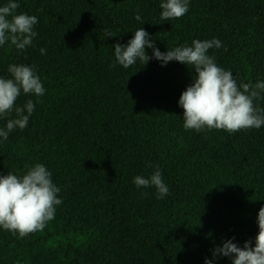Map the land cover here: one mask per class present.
I'll return each mask as SVG.
<instances>
[{"label":"trees","instance_id":"16d2710c","mask_svg":"<svg viewBox=\"0 0 264 264\" xmlns=\"http://www.w3.org/2000/svg\"><path fill=\"white\" fill-rule=\"evenodd\" d=\"M16 2L17 13L38 18V35L24 50L0 47V78H11L10 64L27 65L45 93L18 97L15 106L32 99L35 108L26 128L0 137V174L42 163L62 204L43 231L23 239L0 228V264H205L233 237L255 246L264 125L231 134L185 130L178 102L194 70L155 59L125 69L113 45L142 27L162 53L215 38L222 46L208 55L238 84L264 82V0H190L188 13L170 21L160 19L162 0ZM255 103L264 108V99ZM15 118H0V128ZM157 165L169 189L163 199L133 183Z\"/></svg>","mask_w":264,"mask_h":264},{"label":"clouds","instance_id":"9594fccd","mask_svg":"<svg viewBox=\"0 0 264 264\" xmlns=\"http://www.w3.org/2000/svg\"><path fill=\"white\" fill-rule=\"evenodd\" d=\"M190 0H162L160 19L170 21L182 18L189 11ZM19 4L16 0H8L0 6V47L10 42L17 50L31 46L38 35L34 26L38 18L26 13H17ZM135 19L141 21L139 9ZM105 31L107 37L112 34ZM222 46L218 39L192 42V46L176 47L162 53L155 44L153 37L144 27L134 31V36L127 44L113 45L115 62L127 69L139 60L146 66L155 59L166 66L176 61L194 70V82L182 92L179 107L183 111V127L196 132L223 130L235 133L241 130L259 129L264 125V108L255 102L264 99V82L255 84L240 83L231 71L217 65L215 58L208 55L210 49ZM151 49L153 56L147 54ZM46 54V49H40ZM113 67L115 66L112 65ZM8 72L11 78H0V118L11 116L5 128H0V137L8 139L9 133L16 128L27 127L35 104L28 99L23 107H17L16 101L21 94L41 97L45 89L33 67L10 64ZM39 102V101H37ZM25 112L27 115H25ZM151 167V165H148ZM25 174L17 175L11 171L7 175L0 174V228L18 234L23 239L29 234L43 231L47 223L55 218L56 206L62 204L57 198L61 189L53 183L52 173L44 164L25 166ZM137 188L155 187L157 199L169 195V189L163 182L162 173L157 170L149 177L142 175L134 177ZM147 195V193H145ZM258 234L253 241L248 240L243 247L234 243L235 237L222 242L212 250L213 259H205V264H213L217 257H229L232 264H264V207H261L257 218Z\"/></svg>","mask_w":264,"mask_h":264}]
</instances>
